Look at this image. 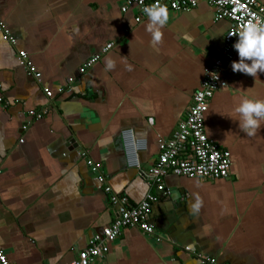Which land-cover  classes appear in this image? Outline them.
I'll return each instance as SVG.
<instances>
[{
	"label": "crops",
	"instance_id": "0c3cea01",
	"mask_svg": "<svg viewBox=\"0 0 264 264\" xmlns=\"http://www.w3.org/2000/svg\"><path fill=\"white\" fill-rule=\"evenodd\" d=\"M123 1L0 0V21L16 40L0 33V247L14 264H71L111 224L114 207L88 159L114 192L132 203L144 198L140 168L154 164L159 138L185 118L232 25L203 0L168 11L153 46L147 16L137 21L138 7L124 12ZM107 58L115 61L110 71ZM238 59L235 51L228 88L214 93L204 120L207 135L231 154L230 176L168 174L171 194L150 213L154 235L126 227L91 264H202L185 247L219 263L264 264V121L247 136L235 112L246 96L264 100V72H234ZM41 109L43 118H31Z\"/></svg>",
	"mask_w": 264,
	"mask_h": 264
},
{
	"label": "built area",
	"instance_id": "2783aa9c",
	"mask_svg": "<svg viewBox=\"0 0 264 264\" xmlns=\"http://www.w3.org/2000/svg\"><path fill=\"white\" fill-rule=\"evenodd\" d=\"M203 0H124L121 6L126 11L131 6H137L141 15L140 21L146 16L142 9L145 6L164 7L168 11H188L199 5ZM215 9V19H228L232 25L224 34V45L221 54L214 60L212 67L206 72L200 87L193 94L192 104L187 110L185 118L179 123L169 138H159V154L154 164L147 168H140V174L148 185V192L138 203H132L127 195L114 192L108 184L107 177L100 165L91 158L87 164L97 179L104 185L111 205L114 207L115 218L111 224L104 227L101 233L95 234L86 248L80 250L77 258L71 264H91L96 258L104 257L109 252V244L115 242L126 227H137L144 234L154 235V227L150 220L152 206L161 198L171 194V190L165 185V177L168 174L201 178L205 180L226 179L231 174L232 159L229 150L221 148L219 144L210 138L205 131V114L216 91L228 88L225 79V70L235 55L233 47L237 35L246 25L257 21L264 23V5L257 0H206ZM0 33L9 42L16 43L15 38L6 30L4 23L0 21ZM112 44H107L104 52L108 51ZM19 58L26 69L38 81L41 79L39 72L28 61L26 51L19 52ZM100 55H96L81 68L84 72L87 67L98 61ZM47 97L53 93L49 88H44ZM31 118L41 119L47 113L46 109L30 110ZM25 128L27 125L24 126ZM82 157L87 153L81 151ZM185 251L194 255L202 264H226L219 263L215 258L192 251L185 247ZM0 264H14L8 258L7 253L0 247Z\"/></svg>",
	"mask_w": 264,
	"mask_h": 264
},
{
	"label": "clouds",
	"instance_id": "9594fccd",
	"mask_svg": "<svg viewBox=\"0 0 264 264\" xmlns=\"http://www.w3.org/2000/svg\"><path fill=\"white\" fill-rule=\"evenodd\" d=\"M147 16L148 23L146 31L151 34V44L158 45L162 38L160 28L167 23L168 13L164 7L145 6L142 9ZM237 35V40L233 47L238 53L239 59L232 62V70L257 77L258 72H264V23L259 21L246 25L239 33H229ZM115 67V61L107 58L105 61V71H110ZM127 70L131 71L132 66L127 65ZM235 112L239 116V128L247 136L255 135L261 122L264 121V100L245 97L237 107ZM193 205V210L198 211L199 198Z\"/></svg>",
	"mask_w": 264,
	"mask_h": 264
}]
</instances>
